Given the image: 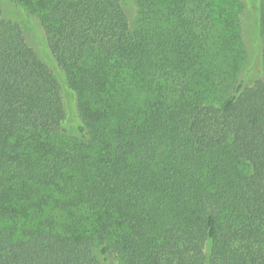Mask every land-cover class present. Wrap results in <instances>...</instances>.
I'll list each match as a JSON object with an SVG mask.
<instances>
[{
    "label": "trees",
    "instance_id": "trees-1",
    "mask_svg": "<svg viewBox=\"0 0 264 264\" xmlns=\"http://www.w3.org/2000/svg\"><path fill=\"white\" fill-rule=\"evenodd\" d=\"M9 1L46 45L0 5V264H264L240 4L138 0L131 31L122 0Z\"/></svg>",
    "mask_w": 264,
    "mask_h": 264
},
{
    "label": "rangeland",
    "instance_id": "rangeland-1",
    "mask_svg": "<svg viewBox=\"0 0 264 264\" xmlns=\"http://www.w3.org/2000/svg\"><path fill=\"white\" fill-rule=\"evenodd\" d=\"M217 5L231 3L236 1L240 4L241 9L238 11L240 17L241 35L246 50L244 74L248 70L255 72L248 75L247 79L243 78L247 85L255 83L262 76L257 73L256 68L264 70V49L262 44L256 41V31L258 29L259 19L264 16V0H213ZM125 7V16L128 19L130 30L137 29L138 26V0H122ZM2 9V17L5 19L18 20L26 43L36 53L37 57L41 58V47L46 45V35L38 18L32 15L29 11L15 7L9 0H0ZM259 59V60H258ZM243 74V75H244ZM112 264V263H111ZM113 264H115L113 262Z\"/></svg>",
    "mask_w": 264,
    "mask_h": 264
}]
</instances>
